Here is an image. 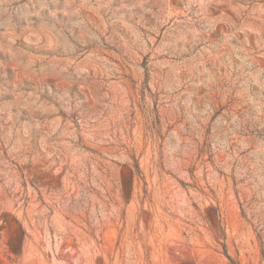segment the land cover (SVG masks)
Here are the masks:
<instances>
[{"label": "rangeland", "instance_id": "rangeland-1", "mask_svg": "<svg viewBox=\"0 0 264 264\" xmlns=\"http://www.w3.org/2000/svg\"><path fill=\"white\" fill-rule=\"evenodd\" d=\"M0 264H264V0H0Z\"/></svg>", "mask_w": 264, "mask_h": 264}]
</instances>
